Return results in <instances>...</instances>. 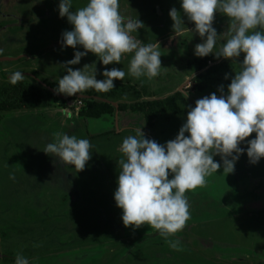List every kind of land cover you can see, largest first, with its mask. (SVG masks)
Masks as SVG:
<instances>
[{
    "label": "rangeland",
    "instance_id": "1",
    "mask_svg": "<svg viewBox=\"0 0 264 264\" xmlns=\"http://www.w3.org/2000/svg\"><path fill=\"white\" fill-rule=\"evenodd\" d=\"M59 2L0 0V87L20 71L25 85L56 97L42 110L0 114V264H14L17 253L29 264H264V159L252 165L246 151L232 174H223L221 167L207 177L205 186L185 193L190 218L168 240L147 225L125 228L114 201L123 139L136 135L137 128L160 144L175 139L198 99L219 96L221 85L227 92L243 55L237 63L206 58L200 66L202 59L194 55V48L202 39L195 33L186 35L195 25L183 14L179 0H119L124 17L139 18L145 25L132 37L160 45L162 68L152 79L126 74L124 81H114L115 87H145L147 93L139 101L163 100L179 92L180 113L161 114L147 123L139 113L118 111V103H134L133 97L95 98L114 110L89 118L86 114L93 106L84 101L86 96L71 100L48 86L57 85L66 74L61 65L73 59L75 51H84L61 48V34L72 26L66 17L60 18ZM86 3L73 0L72 8ZM173 7L180 12L179 32L169 16ZM223 18L214 20L216 30L228 21ZM227 38H220L216 48ZM187 39L190 49L185 47ZM131 58L125 54L120 64L104 66L89 53L72 67L95 63L100 80L105 68L127 73ZM212 67L220 69L210 73ZM199 85L207 88L194 91ZM57 132L91 140L93 153L83 171L43 152ZM253 138L255 133L247 140ZM247 140L240 147L246 149ZM214 159L220 162L219 156Z\"/></svg>",
    "mask_w": 264,
    "mask_h": 264
},
{
    "label": "clouds",
    "instance_id": "2",
    "mask_svg": "<svg viewBox=\"0 0 264 264\" xmlns=\"http://www.w3.org/2000/svg\"><path fill=\"white\" fill-rule=\"evenodd\" d=\"M179 3L183 14L195 25L192 33L202 39L194 48L196 57L213 55L237 63L243 55V61L237 63L239 71L231 78L226 93L221 85L219 96L212 93L195 102L175 139L160 144L147 139L142 128H137L136 135L122 141L124 159L119 161L121 170L114 192L121 221L125 228L134 230L147 225L165 240L179 232L190 218L187 191L205 186L207 177L217 174L221 167L223 174H232L245 151L252 165L264 159V0ZM72 4L73 0H60L58 5L60 18L66 17L72 26L71 31L61 34V48L80 47L84 51H75L74 58L61 65L66 74L59 79L57 93H107L115 88L114 81H124L126 74L135 79L159 75L160 45L145 44L132 37V32L145 25L139 18L124 17L119 0H87L85 6L76 10ZM179 13L175 7L169 12L177 32L182 22L176 19ZM216 13L230 22L227 31L220 35L213 27ZM224 36L228 38L214 51ZM89 53L104 66L120 64L123 55L132 54L128 72L105 68L103 79L98 80L95 63L83 69L72 67ZM24 78L22 72L16 71L10 81L16 83ZM253 133L255 138L247 140ZM54 137L43 152L61 165L83 171L93 153L91 140L64 132L54 133ZM246 140V149L240 147ZM216 156L220 162L214 159ZM9 178L14 180L15 176ZM14 264H29V260L17 253Z\"/></svg>",
    "mask_w": 264,
    "mask_h": 264
},
{
    "label": "trees",
    "instance_id": "3",
    "mask_svg": "<svg viewBox=\"0 0 264 264\" xmlns=\"http://www.w3.org/2000/svg\"><path fill=\"white\" fill-rule=\"evenodd\" d=\"M206 58L199 61V65H205ZM220 67H212L209 69L210 73H215ZM44 84V83H43ZM50 86L52 89L58 88V84ZM207 87L199 85L194 88V91H204ZM115 91L110 93H98L94 90H88L83 93H77L74 96H68L69 99H74L76 96L83 95L88 98L84 100L93 106L90 114H86V117L97 118L101 114L108 113L114 109L110 104L99 103L94 101L95 98L109 100L110 98H127L133 97L136 99L134 103H118V111L125 112L129 110L132 113L141 114L147 123L157 117L158 115L165 113L179 114L178 103L183 99L182 94L179 92L174 93L171 96L163 100L155 101H139L141 96L146 95L145 87H121L116 86ZM67 96V95H66ZM55 95L49 91L34 88L20 80L16 83L9 82L0 87V114L1 113H13L17 111H34L42 110L49 107L50 103L55 99Z\"/></svg>",
    "mask_w": 264,
    "mask_h": 264
},
{
    "label": "crops",
    "instance_id": "4",
    "mask_svg": "<svg viewBox=\"0 0 264 264\" xmlns=\"http://www.w3.org/2000/svg\"><path fill=\"white\" fill-rule=\"evenodd\" d=\"M224 16H223V14H220V13H216L215 14V19L216 20H224L225 18H223ZM214 19V20H215ZM216 22V21H215ZM191 24H193L192 22H191ZM230 26V23L227 21V19L222 23V25L221 24H219L218 26H217V31H220V29H221V31L222 32H225L226 31V28L227 27H229ZM194 28L193 27H189L188 28V30L185 32L186 33V35L187 34H191L192 33V30H193ZM197 36L198 37H200L198 34H197ZM220 46H221V44H220ZM186 49H190L191 48V45L189 44V41H188V39L186 40ZM219 49V46L217 47V48H215L214 49V51H217ZM212 57H214L213 55L211 56V55H209V56H207V57H204V58H212ZM199 59H203V58H199ZM199 59H197V60H199Z\"/></svg>",
    "mask_w": 264,
    "mask_h": 264
},
{
    "label": "water",
    "instance_id": "5",
    "mask_svg": "<svg viewBox=\"0 0 264 264\" xmlns=\"http://www.w3.org/2000/svg\"><path fill=\"white\" fill-rule=\"evenodd\" d=\"M80 98H83V97H80Z\"/></svg>",
    "mask_w": 264,
    "mask_h": 264
},
{
    "label": "built area",
    "instance_id": "6",
    "mask_svg": "<svg viewBox=\"0 0 264 264\" xmlns=\"http://www.w3.org/2000/svg\"><path fill=\"white\" fill-rule=\"evenodd\" d=\"M209 63V62H208Z\"/></svg>",
    "mask_w": 264,
    "mask_h": 264
}]
</instances>
